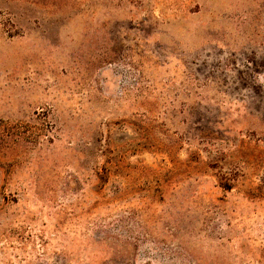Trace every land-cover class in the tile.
<instances>
[{"label": "rangeland", "instance_id": "obj_1", "mask_svg": "<svg viewBox=\"0 0 264 264\" xmlns=\"http://www.w3.org/2000/svg\"><path fill=\"white\" fill-rule=\"evenodd\" d=\"M0 264H264V0H0Z\"/></svg>", "mask_w": 264, "mask_h": 264}]
</instances>
